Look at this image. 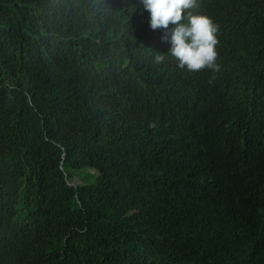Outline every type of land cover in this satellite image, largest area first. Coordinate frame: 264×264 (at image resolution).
<instances>
[{
	"label": "trees",
	"instance_id": "trees-1",
	"mask_svg": "<svg viewBox=\"0 0 264 264\" xmlns=\"http://www.w3.org/2000/svg\"><path fill=\"white\" fill-rule=\"evenodd\" d=\"M109 3L0 0V234L23 246L27 262H181L165 240L168 200L153 194L164 184L177 188L173 174L142 161L128 170L118 163L119 153L142 158L146 151L111 131L133 123L139 105L122 90L133 76L118 60L133 29ZM63 154L67 172L102 176L69 186L59 169ZM107 173L111 185H127L107 186ZM45 240L56 255L47 256ZM207 259L194 253L187 263Z\"/></svg>",
	"mask_w": 264,
	"mask_h": 264
},
{
	"label": "clouds",
	"instance_id": "clouds-1",
	"mask_svg": "<svg viewBox=\"0 0 264 264\" xmlns=\"http://www.w3.org/2000/svg\"><path fill=\"white\" fill-rule=\"evenodd\" d=\"M109 8L133 29L118 60L133 76L122 90L139 105L133 123L111 131L147 156L119 153L118 163L173 174L178 187L153 194L168 200L165 240L179 264L194 253L206 254L205 264H264V0H110ZM63 160L69 186L102 176L67 172ZM109 178L114 190L127 185ZM45 241L47 256L56 255ZM14 258L60 264L27 262L23 246L1 233L0 264Z\"/></svg>",
	"mask_w": 264,
	"mask_h": 264
},
{
	"label": "rangeland",
	"instance_id": "rangeland-1",
	"mask_svg": "<svg viewBox=\"0 0 264 264\" xmlns=\"http://www.w3.org/2000/svg\"><path fill=\"white\" fill-rule=\"evenodd\" d=\"M78 182H79V179H77V178H74L73 181H72L73 184H76Z\"/></svg>",
	"mask_w": 264,
	"mask_h": 264
}]
</instances>
